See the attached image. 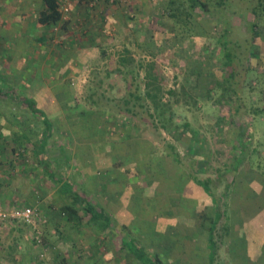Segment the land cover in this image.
Returning <instances> with one entry per match:
<instances>
[{"label": "rangeland", "instance_id": "obj_1", "mask_svg": "<svg viewBox=\"0 0 264 264\" xmlns=\"http://www.w3.org/2000/svg\"><path fill=\"white\" fill-rule=\"evenodd\" d=\"M60 1L69 8L66 29L40 25L43 0H0V86L13 90L8 92L13 98L0 94V110L17 120L31 140L14 147L18 161L10 144L6 151L13 152V161L0 158L1 172H8L5 191H19L6 195L1 206H32L40 212L37 227L0 222V228H7L0 264L2 257L4 264H25L28 248L34 254L29 264L58 263L63 257L68 264H142L123 246V231H103L88 221L85 199L76 195L95 199L98 208L112 215L114 227L127 226L149 254L166 264H209L210 225L218 210L228 209L229 219L224 215L218 225L222 237H216L215 264H264V21L257 26L254 56L239 58L247 107L233 118L230 103L236 98H223L214 90L222 80L216 37L223 26L235 38L253 35L256 18L246 12L247 0H232L223 13L196 9L191 25L180 21L183 13L171 17L169 3L162 0L156 19L143 33H123L102 43L94 38L70 55L63 50L71 36L92 38L95 20L80 15L95 10L102 0ZM122 57L135 64L156 61L166 88L178 92L168 98L175 121L190 123L199 134L154 130L145 113L137 122L111 105L91 106L95 87L96 98L126 94L124 80L116 72L112 76L118 80L107 75ZM67 58L73 60L72 69L60 71ZM188 93L200 98L197 108L187 106ZM209 95L212 99L205 103ZM23 96L35 97L53 123L44 164L33 149L46 124L42 115L20 103ZM255 109L256 115L251 111ZM168 144L182 154L185 167L164 152ZM191 168L200 178L213 179L219 205L191 179L186 170ZM64 182L72 189L64 188ZM67 203L77 211L66 209ZM43 236L45 242L40 241Z\"/></svg>", "mask_w": 264, "mask_h": 264}, {"label": "trees", "instance_id": "obj_2", "mask_svg": "<svg viewBox=\"0 0 264 264\" xmlns=\"http://www.w3.org/2000/svg\"><path fill=\"white\" fill-rule=\"evenodd\" d=\"M44 7L40 12L38 21L44 27H53L61 25V27L66 28L69 20L65 19V13L60 0H43ZM232 0H171L169 2V15L175 18H181L182 13L185 14L186 17L180 19V21H185L186 25H191L193 18V13L196 9H203L205 12H210L212 9L216 11L214 13H223L227 10ZM175 4H177L175 6ZM245 6V10L248 14H254L256 18V22L253 24L254 33L249 38L240 39L237 35L236 38L233 36V31L230 27H222L219 30V37H216V43L219 45L218 52V61L221 65V76L222 80L217 82L216 89L220 93V96L225 98H236L234 102L230 103V108L232 112V117H236L240 112L241 108L247 107L242 99L243 87L246 86V83L239 79V70L242 65L239 60L240 57H244L252 55L255 43L257 42L256 37L258 36L257 26L261 21H264V0H247ZM261 20H258V19ZM179 20H176L178 22ZM189 27V26H188ZM221 27V26H220ZM190 28V27H189ZM106 53V51H104ZM254 56V54H253ZM243 59V58H241ZM116 72L118 76H120L122 80L126 83V94L117 99L115 97H108L104 94L100 98H96L95 94L97 93L98 87H95V91H93L89 96V103L91 106L99 107L106 109H110L111 107L115 110L114 112L120 113L121 115L131 116L132 119H136L137 122H141L145 115L151 119L152 126L154 130L163 129L168 133H172L175 130H189L194 131V134H199L197 128H192L191 124L188 122L178 123L175 121V112L172 108V102H168V98L176 97L178 92L176 88H166L165 86V76L162 73V70L159 68V65L156 61L143 62L139 61L136 64L130 63L127 58H120L116 61V66L113 69L108 70L107 75H109L112 79L118 80L119 78H113V73ZM115 81V80H114ZM242 84V86H241ZM251 85V83L249 84ZM166 88V89H165ZM253 88V87H251ZM10 88H3L0 86V94H8L12 96L13 94L8 93L13 91ZM212 90V89H211ZM105 93V92H103ZM185 101L188 107L197 108V101L200 100L198 95L188 93V96L185 97ZM211 95L206 97L205 103L209 101ZM21 104L29 108L33 113L42 115L43 122L46 124V129H44V133L41 137V151H45L47 147V142L51 136L53 123L49 119L48 115L45 111H43L36 101V99L31 97H19L18 99ZM202 100V99H201ZM229 100V99H228ZM18 101V102H19ZM188 101V102H187ZM175 102H179V98L175 99ZM111 105V107H109ZM253 114L258 113V109L251 110ZM250 111H248L249 113ZM152 128V130H153ZM182 128V129H181ZM161 134V132H160ZM255 148L254 151H256ZM164 152L167 153L168 156L172 157V159L178 163L179 165L185 167L183 164L184 161L181 157V153L176 149L174 144H168L164 149ZM235 165L232 162V165ZM262 168V167H261ZM191 179L203 187L205 192L212 197L213 202L216 205H219L220 199L215 195L213 189V179L208 178H200L195 172H193L192 168L188 171ZM46 171L49 172V167L46 166ZM230 184L227 183L226 187H229ZM64 188L72 189L70 184L66 183ZM76 197L85 199V210L87 215H89L88 221L95 226H98L99 229L103 231H107L110 229H114L116 231H123L122 235V244L127 248L128 253H130L135 259L139 260L142 264H166L164 261L158 256H152L149 254L145 247L140 245L138 240L131 235L130 229L121 225V229L118 227H114L112 215L107 213L105 210L98 208L96 202L88 200L84 196L76 195ZM66 209L69 211H77V208L72 204L67 203L65 205ZM65 209V208H64ZM228 210V209H227ZM227 210H223V212L219 211L215 213V219L210 225L209 232V264H215L218 261V243L216 240L217 236L222 237L220 230L218 229V225L220 219L225 215L226 218L229 219V215ZM81 220V219H80ZM82 224L81 221L78 222ZM229 227L230 223H227ZM226 233L229 231V228H225ZM46 241V238H43L40 241ZM57 252V251H56ZM60 251L57 252L56 255H60ZM51 264H68L65 257H63L60 262L56 263V261Z\"/></svg>", "mask_w": 264, "mask_h": 264}, {"label": "crops", "instance_id": "obj_3", "mask_svg": "<svg viewBox=\"0 0 264 264\" xmlns=\"http://www.w3.org/2000/svg\"><path fill=\"white\" fill-rule=\"evenodd\" d=\"M170 1L171 0H167L168 3ZM161 3L162 0H107V1L102 0L101 3L96 4L95 10L89 11L88 13L85 12L84 16L79 14L82 17H88L90 21L91 19L95 20V26L93 25L94 27L90 28L91 32H89V34L92 35V38L89 37V39L83 40L76 36L73 37L70 34H68L71 37L67 40L68 42L65 44L69 46H66L63 52H65V55L67 54L70 55L69 53L71 51L76 50L77 45H79V47L81 48L82 42L83 43L90 42V40L94 38L95 40H97V42L102 43L104 42V40L107 41L108 38L114 40L116 36L122 35L123 33L128 35L143 33L144 29L148 30L147 27H151L150 26L151 23L154 21V19H156V14H158L157 9L160 8ZM82 9L83 8L79 7V10L83 12ZM102 19H105V21L108 20L107 23H104ZM69 25H70V21L67 23L66 28H69ZM66 28L62 27V29H66ZM65 61H66V65L62 66L59 69L60 71L68 72L69 70L72 69L73 60L72 58H67ZM69 73L71 74L72 72L70 71ZM23 97H27V96H23ZM31 98L35 99V97H31ZM24 107L21 108L24 109ZM19 126L20 124L17 120L14 121L12 119V116L7 115L6 111L0 110V158L6 156L7 160L3 161L5 163L8 161H13L15 157L13 156V152L11 153L6 151L7 144H10L11 149L14 150V147H17L19 142L22 141L23 139L25 140L27 139L26 141L29 140L28 141L29 143L31 142L30 136L27 134L26 131L21 129ZM40 145L41 142L34 147L33 153L35 154V156L37 155L40 156L39 160L40 162H42L41 164H44L45 163L44 160L46 156L45 155L46 148L45 151L43 150L41 151ZM16 154H18V157H16L14 162L18 161L19 158V152L16 151L15 155ZM46 166L48 165L45 164V168ZM1 171L2 169L0 170V184L3 186L4 189L7 183V177L6 175H4V173H8V172H1ZM86 178L89 179L90 177H86ZM63 184L65 185L66 182H64ZM13 190H14L13 188L10 191H5V189L0 190V205L2 204L4 205L3 202L7 197L6 195L15 194L19 192L17 190L13 192ZM93 203H95V199L93 200ZM5 229L7 228L6 227L4 228L2 226L0 228V243L5 241L4 245L6 243L5 239H7V236L3 235ZM25 254L26 257L24 258L27 259V262H25V264H29L30 262L29 259L33 258L31 256L34 254L30 250V248H28V252ZM3 258L4 257H2L1 264H4Z\"/></svg>", "mask_w": 264, "mask_h": 264}, {"label": "built area", "instance_id": "obj_4", "mask_svg": "<svg viewBox=\"0 0 264 264\" xmlns=\"http://www.w3.org/2000/svg\"><path fill=\"white\" fill-rule=\"evenodd\" d=\"M64 13L68 12L69 8L63 6ZM40 212L32 206H13L2 207L0 205V222L23 221L27 224L37 227Z\"/></svg>", "mask_w": 264, "mask_h": 264}]
</instances>
